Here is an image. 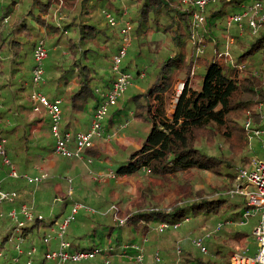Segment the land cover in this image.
<instances>
[{
	"label": "trees",
	"instance_id": "obj_1",
	"mask_svg": "<svg viewBox=\"0 0 264 264\" xmlns=\"http://www.w3.org/2000/svg\"><path fill=\"white\" fill-rule=\"evenodd\" d=\"M118 1L64 0L66 3V6H63L65 11L67 13L72 12L73 17L69 22L64 21L61 26H58L53 19V8L57 0H14L12 6L21 3L23 12L13 17L9 24H6L5 20L10 18L9 13L12 8H7L5 11L4 17L0 21V52L8 47L7 56L9 55V58H4L0 63L9 61L12 64L13 74L21 73L23 70L21 82L16 89L17 99H21L22 102L15 110L19 120H15L23 124L24 132L23 139H20L17 145L14 147L7 146L12 134L17 131V128L11 125V120L15 114L14 110L8 108L7 104L0 99V138L5 141L6 154L16 168H19L20 174L24 175L28 172L27 165L32 160V156L36 157L35 151H43L44 153L45 150L46 153L42 154L44 159L53 151L51 143L48 144L49 146L41 144L39 138L35 136L36 132L31 133V128L35 124L43 122V118L39 115L45 112L43 109L35 111V105L31 101L30 95L26 93V88L30 83L26 82L27 79L24 77L27 61L29 58H32L33 61V51L37 41H44L46 46L48 44L54 49L53 52H60L63 58L70 57L73 60V64L69 66L64 62L63 65L58 64L51 69L45 68L49 75L56 69L58 73L57 80L55 78L47 80L43 85L44 87L50 86V88L54 86L55 95L51 100L61 96L69 103L70 109L83 108L82 103L86 104L93 100V111L95 112L103 100L101 93L109 90L114 81L112 74V77L103 82L104 75L99 73V69L106 67L111 69L113 58L119 50L115 29L110 26L105 15L109 12L115 14L117 19L122 17L123 8L115 4ZM243 2L244 0H217L208 5L205 10L206 22L199 30V35L205 36L204 45L208 41H212L214 46L211 51L209 49L204 51L202 57L201 55L196 57V48L191 42L193 34L191 19L193 8L191 5L183 3L182 0H126L130 9L127 19L133 25L134 38L133 48L131 47L132 49L129 50L126 58L128 55L140 54L144 46H148L150 51L154 46L155 52L160 55L156 70L152 74L151 84L145 91L134 95L130 100L142 112L138 115L135 114L134 117H141L149 125L147 137L127 159L119 161L117 167H113L112 171L115 172L116 177H133L139 173H146L164 179L173 176L178 177L191 171H201L225 174L229 178H236L238 173L235 171V166L229 163L223 164L224 161L208 155L200 148L198 135L209 131L217 132L225 141L236 138L249 149L251 143L244 129L248 114L251 116L255 127L262 128L263 126L257 113V107L260 103H264V71L260 69L261 63L257 62L255 57L260 53L264 54V30L254 34L251 29L245 28L241 35H234V45L237 48L231 50V55L233 54L234 57H232L233 63L226 62L223 56L224 41L222 44L218 43L220 39H218L217 32L219 31L217 29L225 34L227 16L239 11ZM94 10H96L95 14H93ZM44 14L47 16L43 17ZM98 15L102 16L104 24L96 23L95 20ZM12 25L14 27L11 29ZM40 28L44 29L45 34L41 32ZM152 28H154L153 32L163 35L161 42L154 43L144 40ZM166 38L169 39L171 47L165 46ZM63 47L69 56L64 55ZM18 49L23 52L19 54L16 51ZM189 50H192V55L187 59ZM202 58V83L199 89H195L187 79L191 73L193 62ZM133 62L131 59L130 63L125 65L123 61V71L130 73ZM134 64L137 71L136 78L142 80L147 77L146 70L141 71L135 62ZM32 68L33 66H31V71ZM141 73L144 74L143 78H140ZM245 73L246 75L243 76ZM180 75H184L187 82L174 111H171L173 86ZM133 78L135 79V77ZM73 81L77 82L76 88L71 85ZM5 86L8 84L0 83V97L2 96V88ZM120 110H117L116 113H119ZM131 115L133 117L134 113ZM113 122L115 119L111 116L107 124H104L106 134L113 132L110 130L111 128L119 127L125 121L116 126L113 125ZM27 126H31L29 130H27ZM118 127L116 128L118 129ZM43 129L45 130L44 127L39 130ZM48 129L50 137H52L50 126ZM63 130L65 131L66 128ZM97 139L105 140L104 138ZM92 148L85 150L88 151V154L84 156L85 158L95 154ZM249 158L245 155L241 162L245 163L246 159ZM250 162L242 169L248 167ZM224 165H226L225 168ZM220 167L226 172L219 170ZM7 173L8 169L3 165L0 158V177L7 175L5 182L0 181L1 187L6 190L8 183L14 184L12 190L18 193L15 206L19 207L24 204L23 198L20 196L23 190V182L21 179H13L16 181L7 183L11 179ZM25 184L29 183L26 182ZM227 193H220L213 199H184L172 206L167 212L153 210V212H142L134 216L143 220L144 225L148 228L161 222L174 224L186 221L191 225L190 229L193 231V228L195 230L200 228V225H196L198 222L212 221L215 225L222 224L223 227L219 231L209 236L207 242L205 240L203 242L206 248H209L211 257H214L216 261L197 258L194 253L195 249L192 251V246L185 250L180 261V264H217L220 258L229 257L230 259L233 254L241 253L237 252L238 250L247 248V239L250 235L235 230L233 225L242 224L248 222L252 217H257L245 218L244 215L249 212L246 200L239 196L237 200H232ZM12 206V204L0 203V249L9 239L15 240L20 237L27 246L24 248L25 250L32 246L38 248L36 261L39 260L38 256H41L39 264H44L46 260L41 253L44 255L50 249L44 244L43 239L52 224L46 223L44 216L36 211L35 213L32 212L35 216L33 222L26 224L20 228L19 233H16L15 223L6 215ZM2 213L4 215L1 216ZM227 220L230 221L228 223L231 225L223 223ZM123 225L117 224V226ZM36 239L39 240L40 246L35 245ZM127 239L123 238L122 232H118L114 239L110 233L105 243V248L107 246L111 248L109 251L101 248L104 245L95 231L89 235L84 234L77 237L76 243L68 240L74 249L101 248V255L104 258L116 252V254H120L121 259H125L120 250L122 243L129 245L139 243L135 237L130 238L129 241ZM108 240H112V244H109ZM79 242L88 245L79 247ZM7 251L9 255L10 252L8 249ZM126 252V254L134 257L136 255L133 250H126ZM9 257L12 256L9 255ZM134 257L131 258L132 263L137 264ZM161 260L162 264H171L168 256L161 255ZM228 263L230 264V261ZM146 264L149 263L146 262Z\"/></svg>",
	"mask_w": 264,
	"mask_h": 264
},
{
	"label": "rangeland",
	"instance_id": "obj_2",
	"mask_svg": "<svg viewBox=\"0 0 264 264\" xmlns=\"http://www.w3.org/2000/svg\"><path fill=\"white\" fill-rule=\"evenodd\" d=\"M256 1L264 2V0H244L243 4H251ZM13 2L14 0H0V21L3 19L7 8H12L11 12L9 13L10 18L5 20L6 24H9L13 20V17L17 16L20 12H23V5L19 3L15 6H12ZM115 4L116 6H121L123 11L124 9H127V14L123 16V20L128 21V12L130 9L126 4V0L123 2L118 1ZM54 5L53 19L58 26H61L64 21L69 22L72 19L73 13H67V11L64 9L66 6L64 0H57ZM95 11L96 10L93 11V14H95ZM74 14L77 13L74 12ZM42 16L46 17L47 15L44 14ZM95 21L99 25L100 23H105L101 15H98ZM13 27L14 25L11 26V29ZM114 29L117 41L119 43L120 29L118 27H114ZM40 30L43 34H45L43 28H40ZM153 31L154 28H152V30L146 34L144 40L152 41L154 43L161 42L163 40V35ZM217 31H219L217 32L218 39H220L218 43L220 42L222 44L223 41L225 43L226 32L224 34L219 29H217ZM231 33L233 36L239 34L234 27L232 28ZM65 36L67 38V35ZM132 43L134 44V42ZM164 44L167 48L168 46L171 47L168 38L165 39ZM203 46L205 51L208 49L211 51L214 44H212V41H208V43ZM131 47L129 50L133 48ZM46 48L49 51V56L43 61L44 68L51 69L58 64L63 65L64 62L67 63V66L73 64V60L70 57L63 58V56L60 55V52H53L54 49L48 46V44ZM236 48L237 46L235 45L231 46V50H235ZM62 50L64 55L69 56L65 50V47H63ZM16 51L19 54L23 52L21 49ZM8 52V47L4 48L3 51L0 52V61L4 58H9V55L7 56ZM159 55V53L155 52L154 46L152 47V51H150L148 46H144L140 54H132V56L128 55L127 58L125 57L126 59L124 58L123 61L125 65L130 63L132 59L141 71L146 70L147 77L142 80L136 78V67L134 62L131 63L132 69L130 73L133 75V77H135V81H133V84L127 88L125 94L120 98L117 105L109 109L104 121V124H107L111 116L113 119H115V122H113L114 126L125 121L119 127L116 126L118 129L116 127L110 129L116 132L115 139L111 142L95 139L92 148L95 151V154L88 155L85 158L84 156L88 154V151H85L83 153V159L62 157L60 155H55L52 151V153L50 155L48 154L47 158L45 159V166L36 167L34 170L30 169L32 165H27L29 170L25 175L40 176L43 177V181L39 184L31 185L25 184L26 181L21 179L24 184L22 183L23 190L20 196L23 198V203H26L31 212L35 213L36 211H39L44 216L45 222L49 224H52L54 221L60 220L66 216L74 205H81V209H79L75 220L70 224L67 230V239L73 243H76L77 237L84 234L89 235L95 231L97 237L101 238L102 244L104 245L101 248H105V243L107 242L110 233L114 239L118 232H122L123 238H128V241L130 238H136V240L139 242L137 245L139 244V246L142 248L146 255L145 261L149 264L153 263V257L156 252H159L160 255L168 256L171 264H180L181 256L185 250L189 249V246H192V251L195 249L194 253L197 258L201 260L212 259L216 261L214 257H211L208 247L207 253L204 254L193 245V240L202 239L203 242L204 240L207 242L209 240V236L213 235L223 227L222 224L219 227V224L215 225L212 223V221H203L202 223L198 222L196 225H200V228L197 230L193 228L192 231L190 229L191 225H189L188 222L183 221L181 222L183 223L181 228H170L167 231L160 232L159 225L164 222L154 224L153 227L148 228L144 225L143 220L135 217L134 215L140 214L142 212H153V210L167 212L172 208V206L180 203L184 199H213L214 196L220 193L224 194L228 192L227 195L232 198V200H237L238 196L245 199L244 196H232L230 194L236 184V178L232 179L225 174L219 173L216 174L211 172L191 171L189 173L179 175L178 177L173 176L164 179L157 178L146 173H139L133 177H117L115 181H113V179L108 180V178H105L106 180L100 183L96 180L98 176L108 174L107 172L112 171L114 169L113 167H117L119 161L127 159L145 141L149 130V125L141 117H134L135 114L138 115L142 112L133 102H130V100L134 95H138L139 93L145 91L151 84L153 80L152 74L156 70V64L159 59ZM191 55L192 50H189L187 59H189ZM194 58L196 59V57ZM233 58L232 60L234 61ZM255 58L257 62L261 63L262 67L260 69L264 71V54L260 53ZM202 60L203 58L199 61L197 59L195 62H193L191 73L187 79L195 89H199L202 83ZM31 66H33V61L32 58H29L27 61V69L24 70V77L27 79L26 82L30 84V78L32 77ZM56 71L57 69L51 72L49 75V72L47 74L45 70L44 83L47 80L53 78L57 80L58 73ZM99 73L104 75L102 80L103 82L105 79L112 77L113 74L110 67L99 69ZM245 75L246 73L243 74V76ZM21 76H23V70L21 73L17 72L13 74L12 64L9 63V61L0 63V83L8 84V86L2 88V96L0 99L7 104L6 106H8V108L14 110L15 116L11 120V125L14 126V128H17V131L12 134L8 141V147H14L17 145V142L20 139H23V124H20L15 120H19L18 113L15 110H17L19 103L22 102V100L17 99L18 96H16V89L21 82ZM187 80L184 78V75H180L175 82L173 86V99H171L173 102V104L171 102V111H174L175 109L176 102L174 103V100L178 93L181 92L180 87L183 86L184 82H187ZM43 84L39 86L40 91L46 94L49 99H52L55 95L54 86L51 88L50 86L44 87ZM71 85L72 87L76 88L77 82L73 81ZM31 92L32 86L29 85L26 88V93L31 95ZM61 106L63 107L62 128L64 129L66 122L71 118V112L69 111L66 103ZM81 106H83V108H78V110L75 111V115L81 122L87 123L88 120L90 121L92 119L91 111L94 108V101L92 100L86 104L82 103ZM119 109H121L120 112L116 113V111ZM133 113L134 115L132 117L131 114ZM262 125V129H264V123ZM49 126L50 123L48 120L45 130L36 129L35 131V128L32 127L31 133L36 132L35 136L36 138H39L41 144L48 145L51 143V148L54 150V140L52 137H50L48 132ZM30 127L31 126H27V130H29ZM72 139L74 140V134ZM198 140L200 148L203 149L208 155L215 156L218 159L224 161L223 164L229 163L230 165L235 166L234 168L237 173L238 170L240 168L242 169L243 166H246L248 162L251 161V159L252 161L261 160L264 162V136H262L260 139H249L251 143L249 149L246 147V145H242V142L236 138H233L230 141H225L217 132L209 131L201 133L198 135ZM99 142H101V144H99ZM70 150H74L73 147H71ZM90 152L93 151L91 150ZM44 153H46L45 150ZM245 155L249 156L251 159L249 158L250 161L249 159H246L244 163L241 162V160L243 157H245ZM225 167L226 165H224V168ZM219 170L226 172V170L222 167H220ZM17 171L21 173L19 168ZM6 176L7 175L3 176V182H5L7 178ZM15 181L16 180L9 179L7 183ZM70 188H72L71 195L69 191ZM12 189H14V187ZM115 218L123 220L124 225L117 226L119 222L115 221ZM258 218L259 216L252 217L248 222L242 224L237 223L233 225L235 230L250 235V237L247 239V248L238 250L237 252H241L239 254L247 256H254V254H256L257 244L252 234L258 222ZM228 222L230 221L227 220L223 223L226 224ZM226 225L231 224L228 223ZM49 232L51 233L50 230H47L45 235ZM35 241V245L40 246L39 240L36 239ZM108 242L109 244H112V240H108ZM16 243H18L17 239L14 241L8 240L2 245L0 251L5 247L4 250L6 251V249H8L10 252L9 255L13 256L15 254L14 246ZM57 244V241H53L49 246V249L51 250L56 248ZM79 244V247H86L88 245L80 242ZM125 244L127 243H122L120 249L122 251L121 255H123L125 259H121L120 254H116V252L109 254L104 258L100 252V254L97 255L95 259H93L94 261L89 260L66 264H134L131 260V258L134 256L126 254L127 252L123 250ZM23 248H27L25 243H23ZM105 249L106 251L111 250V248L108 246ZM41 255L43 256L42 253ZM38 257L40 260L41 256ZM231 257L230 259L229 257H225L224 259L220 258L217 261V264H229L228 262L231 260ZM39 260H37L35 264H39ZM0 264H6L4 258H0ZM44 264L57 263L53 260H46Z\"/></svg>",
	"mask_w": 264,
	"mask_h": 264
},
{
	"label": "built area",
	"instance_id": "obj_3",
	"mask_svg": "<svg viewBox=\"0 0 264 264\" xmlns=\"http://www.w3.org/2000/svg\"><path fill=\"white\" fill-rule=\"evenodd\" d=\"M124 1V0H119ZM183 3L192 6L193 11L191 15L193 34L191 42L196 48L195 56H200L204 53L205 36L199 35V30L206 22L205 10L211 3L217 0H182ZM127 14V9H124L122 17L117 19L113 13H106V18L110 26L118 27L120 29V44L118 53L114 56L111 71L113 73L114 81L111 88L104 93H101L103 98L101 104L95 110L90 126L86 131H78L75 134L72 131H64L62 128V100L56 98L51 100L46 94L42 93L39 89L44 83L45 68L43 61L48 56V50L45 42L42 40L37 41L33 51V68L31 77L32 92L30 99L35 105V111L41 109L45 110L50 123V132L54 140L55 155H60L67 158H83L85 150L90 149L94 145V140L97 138H104L106 141L111 142L116 137V132L105 133L104 121L111 107L116 106L120 98L125 94L127 88L133 84L134 78L131 73L123 71V60L126 57L129 48L133 42V26L129 21L123 20V16ZM241 35L245 28L252 30L254 34L260 30H264V2L256 1L251 4H243L239 11L233 12L227 16L225 21V46L223 56L226 62L233 63L231 55V46L235 43V38L232 35V28ZM141 74L140 78H143ZM257 113L260 121L264 123V103H260L257 107ZM125 127V126H124ZM244 129L249 139H260L264 136V129L255 127L253 120L248 114L245 121ZM74 134V140L73 138ZM73 147L74 150H70ZM0 158L3 165L8 169V177L11 179H24L27 183L39 184L43 181L40 176L22 175L17 171L16 166L11 162L6 154L5 141L0 138ZM108 174L100 175L96 178L98 182L108 180H116L114 171L107 172ZM95 180V181H96ZM70 195L72 188L69 189ZM233 195H241L245 197L249 212L244 217L259 216L256 227L253 231V237L257 244V252L254 256H247L241 254L232 255L230 264H264V162L261 160H253L248 167L241 169L236 176V184L230 192ZM18 199V193L15 190H5L0 184V203L12 204V208L6 214L15 223L16 233L20 232V228L26 224H30L34 220V214L30 211L26 204H21L19 207L15 206ZM81 209V205L76 204L72 207L70 212L60 220L52 223L50 228L51 233L45 235L43 242L46 246H50L53 241H57V247L48 250L44 253L45 260H53L57 264L77 263L80 261L93 260L100 254L101 248H94L91 250H77L74 249L67 239V230L70 224L75 220L76 215ZM4 215L3 213L1 216ZM41 218V217H40ZM115 221L121 225L124 224L123 220L115 218ZM183 223H161L159 231L163 232L170 228L177 229ZM221 224H219V227ZM18 243L14 246L15 254L9 257L8 253L4 250L0 251V258L7 261L6 264H35L38 248L32 246L25 250L23 248V239L16 238ZM13 241L12 239H9ZM5 244V243H4ZM193 245L198 248L202 253H207V248L203 241L200 239L193 240ZM124 251L133 250L136 252L134 260L137 264H145L146 255L139 244H125ZM153 264H162L161 255L159 252L153 257Z\"/></svg>",
	"mask_w": 264,
	"mask_h": 264
},
{
	"label": "crops",
	"instance_id": "obj_4",
	"mask_svg": "<svg viewBox=\"0 0 264 264\" xmlns=\"http://www.w3.org/2000/svg\"><path fill=\"white\" fill-rule=\"evenodd\" d=\"M45 84V83H44ZM43 84V85H44ZM29 85H31V84H29ZM60 86H62V84H60ZM58 98H60L62 101H63V104L64 103H66L67 104V107H68V102L65 100V98H63V97H59L58 96ZM88 102H90V101H88ZM62 104V105H63ZM3 107V106H2ZM1 108V107H0ZM61 108H62V111H63V107L61 106ZM69 108V107H68ZM78 108L79 107H76L75 109L73 108V109H70L69 108V111L71 112V118L70 119H68V121L66 122V125H65V128H66V130L67 131H72V132H78V131H84V130H87L88 128H89V126H90V123H91V120L89 121H87V123L86 122H81L78 118H77V116L75 115V111H77L78 110ZM45 111V110H44ZM93 109H92V111H91V113H92V115H93ZM39 117H41V118H43V122H41V123H37V124H35L34 125V128H35V131H36V129H40V128H42V127H44V128H46V126H47V122H48V117H47V115H46V112H43V113H41L40 115H39ZM93 117V116H92ZM35 133V132H34ZM99 144H101V142H99ZM98 144V145H99ZM35 154H36V157H31V161H29L30 163V165H32V167H31V169H36V167H43V166H45L44 165V163H45V159L44 158H42V154H44L43 153V151H35ZM34 154V155H35ZM39 159V160H38ZM38 160V161H37ZM26 174V173H25ZM2 180H4V178L3 177H0V181H2ZM14 184H9L8 183V185L6 186V188L7 189H12L14 186H13ZM23 185V184H22ZM22 185H20V186H22ZM235 254H239V253H235ZM235 254H233V255H235ZM242 255V254H241ZM255 255V254H254Z\"/></svg>",
	"mask_w": 264,
	"mask_h": 264
},
{
	"label": "water",
	"instance_id": "obj_5",
	"mask_svg": "<svg viewBox=\"0 0 264 264\" xmlns=\"http://www.w3.org/2000/svg\"><path fill=\"white\" fill-rule=\"evenodd\" d=\"M185 84H186V81L184 82V85H185ZM184 85H183L182 88H181V92H180V94L177 96L176 104H177V102H178V100H179V97H180L182 91H183Z\"/></svg>",
	"mask_w": 264,
	"mask_h": 264
}]
</instances>
